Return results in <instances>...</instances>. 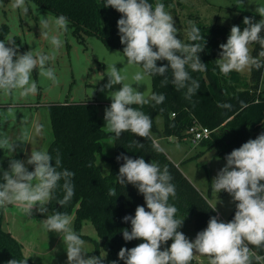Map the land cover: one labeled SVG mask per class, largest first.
Here are the masks:
<instances>
[{
  "label": "clouds",
  "instance_id": "clouds-1",
  "mask_svg": "<svg viewBox=\"0 0 264 264\" xmlns=\"http://www.w3.org/2000/svg\"><path fill=\"white\" fill-rule=\"evenodd\" d=\"M11 7L23 15L29 13L26 0H12ZM104 7L114 8L122 14L117 21L120 43L125 45L122 53L128 65L142 68V72L138 71L132 77L135 84L139 86L146 76H160L163 77L161 85L166 86L169 83L167 73L171 69V84L177 91L186 89L184 98L191 100L200 84L191 77L188 69L193 72L207 70L198 55L205 46L200 43L204 41L200 29L190 21L186 36L191 43L178 39L173 16L165 11V5L159 0L155 5L149 0H104ZM255 11L261 17L259 21L244 17L243 30L232 26L227 42L219 45L221 52L216 63L223 75L264 68V35H261L264 6H257ZM68 24L69 20L63 14L39 20L40 36L52 46L49 54L32 50L20 54L15 39L0 40V91L11 95L18 90L21 97L36 95L38 84L32 79L34 69L38 70L40 77L57 84L55 69L47 65L55 60L57 51L63 47L60 36L68 31ZM252 44L260 46L257 56L250 52ZM157 61H167V64L158 67ZM107 67L108 82L100 89L109 90L112 101L104 110L105 132L117 138L122 133L131 132L151 139V117L133 105L142 108L152 101L159 105L165 96L152 93L146 97L133 84L124 83L126 77L116 64ZM118 84L122 87L111 91ZM219 106L230 107L228 104ZM42 127L35 126L37 134ZM27 136L25 132L19 140L22 142ZM16 143L7 135L0 137V149L14 151ZM136 143L143 147L138 141ZM153 147L157 152L163 151L155 141ZM121 159L124 163L119 167L118 183L123 187L132 184L143 195L148 209L137 206L134 216L123 217L125 222H131V231L122 229L124 240L144 241L130 249H120L118 257L124 264H191L196 254L206 256L208 264H264V256L253 251V248L264 249V133L227 154L226 164L211 182L214 192L224 191L232 197L236 207L234 218L225 223L211 217L206 229L198 232L194 241L178 231L184 219H177L178 209L168 203L170 196L176 195L168 167L165 165L161 170L157 162H146L143 157L132 159L121 154L117 160ZM209 159H213L210 154ZM26 165L34 166V170L29 171ZM60 167L59 154L54 160L46 150H31L26 161L11 159L8 169L3 170V182H0V207L15 205L31 216L34 208L41 214L48 213L47 205L53 199L62 207L67 206L75 194L72 183L75 174L66 169L59 170ZM58 190L62 191V198L56 197ZM109 195L115 196V189H110ZM41 223L48 232H55L62 238L67 264H103L107 253L103 256L87 255L85 241L71 227L72 218L68 213L53 211ZM169 240L172 241L170 247L161 250ZM7 264H26V261L13 258Z\"/></svg>",
  "mask_w": 264,
  "mask_h": 264
},
{
  "label": "trees",
  "instance_id": "trees-1",
  "mask_svg": "<svg viewBox=\"0 0 264 264\" xmlns=\"http://www.w3.org/2000/svg\"><path fill=\"white\" fill-rule=\"evenodd\" d=\"M35 3L55 17L63 14L69 20L68 26L73 33L81 38L85 36L99 37L110 49H118L123 52L125 45L120 43L117 21L122 14L111 7H104V0H26ZM157 0H149L155 5ZM165 5V11L175 13L174 0H159ZM239 16L231 25L218 23L211 25H195L200 29L204 41L200 43L204 50L198 55L202 63L206 64L205 72H193L188 69L191 77L199 81L200 87L191 100L184 98L186 89L179 91L171 84L172 72L169 69L167 77L168 85L162 86L163 77L151 76L152 93L163 94L165 100L157 105L154 101L142 108L145 114L151 117L152 131L157 130L156 118L164 119V135L174 136L176 139L188 136V129L198 123L215 130L211 139L202 142L210 143V147L200 152L202 157L211 148L218 150L217 156L225 158L233 149L239 148L249 139H255L264 133V91L261 83L264 68L251 69L249 82L240 72L232 71L223 75L216 63L220 58L219 45L227 42L232 26H239L241 31L245 27L244 17L259 21L258 14L237 8ZM9 28L7 25L0 27V40L7 41ZM261 35H264L262 31ZM177 38L181 39L177 33ZM182 40V39H181ZM183 41V40H182ZM185 43H191L188 38ZM17 44V41H16ZM253 56L260 51L258 44H252ZM19 50V48H18ZM23 54V49L19 51ZM167 61H157V66L166 65ZM98 102L95 100L49 102L51 120L54 132V140L48 152L55 157L59 154L61 167L59 170H69L75 175L72 178L74 184V196L69 204L62 207L53 199L48 207L51 212L59 211L71 214L75 209V232L84 241L94 243V250L88 252V256L107 255L103 264H124L119 259L118 253L122 247L132 248L143 240L125 241L122 229L131 231V222H125L126 215L134 216L137 206L146 207L143 195L132 185L121 186L117 175L119 167L124 161L117 160L121 154L132 159L143 157L146 162H157L161 170L166 165L172 176V183L176 188V195L169 198L168 203L174 205L178 211L177 219L192 221L195 234L206 229L211 217L217 215L216 209L210 203L212 186H209L208 197L185 176L180 167L172 161L163 150L157 152L151 139L135 136L131 132L122 133L117 138L112 133L104 130V117H100L97 111ZM220 104H228L230 107H220ZM173 114H176L174 117ZM1 137V135H0ZM138 141L143 144L139 147ZM112 146V152L106 151L107 144ZM5 149H0V167L7 170L11 159L19 160L15 154L3 158ZM199 157V158H200ZM189 160H194L190 158ZM54 164V161H53ZM34 170L32 166L31 171ZM63 184V180L60 182ZM115 189L116 195H109V190ZM223 196L229 195L221 191ZM57 198H62V191L56 192ZM235 210L228 217V221L234 218ZM85 222H91L97 232L100 242L83 234L81 228ZM181 229V228H180ZM178 229V231L180 230ZM252 247V246H249ZM161 250H164L161 246ZM253 250L264 256V249ZM26 261L21 243L7 230L3 228L2 216H0V264H7L11 259ZM191 264H199L195 258Z\"/></svg>",
  "mask_w": 264,
  "mask_h": 264
},
{
  "label": "rangeland",
  "instance_id": "rangeland-1",
  "mask_svg": "<svg viewBox=\"0 0 264 264\" xmlns=\"http://www.w3.org/2000/svg\"><path fill=\"white\" fill-rule=\"evenodd\" d=\"M11 3L12 0H0V27L8 26L7 37L17 41L18 52L23 49L24 53L29 50L34 53L37 51L45 54L51 53V44L40 36L39 20L55 16L28 1H26V5L29 7V13L23 15L20 10L12 9ZM257 6H264V0H174L175 13L166 12L173 16L178 35L183 41H186V31L190 28V21L195 25L218 23L229 26L240 13L235 7L256 13ZM60 38L63 41V47L57 51L55 60L49 61L47 65L55 69L57 84H53L47 78L40 77L38 70L34 69L32 79L38 84L36 95L21 97L18 90L11 95L0 91V135L1 137L7 135L12 142H17L14 151L5 149L3 158L16 154L19 160L26 161L31 150L48 151L54 140L51 113L47 105L49 102L95 100L98 102L99 116L104 117L105 108L109 107L112 102L108 96L109 90H100L108 82L107 66L116 64L117 69H120L121 74L126 77L124 83L133 84L132 86L143 92L146 97L152 94L151 76H146L137 86L132 77L136 72H142V68L128 65L122 51L108 48L97 36L81 38L75 35L69 26L68 31L63 33ZM252 48L253 46L250 45V52H252ZM240 73L246 81H250V70ZM261 85L264 89V75ZM121 87V84L114 85L111 91H117ZM37 124L43 126L39 134L35 131ZM156 124L157 130H151L153 139L159 142L164 151L168 152L199 191L208 197L209 186L217 172L226 164L225 158L216 155L210 165L199 163L200 156L197 155L209 148L210 143L195 146L188 136L178 139L171 136L172 141L173 139L176 141L169 143L163 128L162 131H159L158 127L161 125L164 127V119L157 117ZM25 132L28 133L27 139L21 142L19 138ZM106 151L112 152L110 143L107 144ZM192 157L194 160H188ZM26 166L31 171L32 165ZM3 170L5 169L0 167V182H3ZM209 201L224 218H228V213L235 207L232 197L230 195L223 196L222 192L217 194L212 190ZM47 208L48 213L51 214L48 205ZM48 213L41 214L34 208L31 216H27L15 205L0 207L3 228L21 243L23 254L30 264H67V253L62 238L55 232H48L41 223L47 218ZM69 215L72 218L71 227L75 231V209ZM179 231L183 232L191 241L196 237L191 220L184 219ZM81 232L90 235L98 243L100 242L91 222H85ZM171 243L172 241L169 240L162 246L167 248ZM84 250L86 253L92 252L94 243L85 241ZM104 253L103 251L102 255ZM196 256L198 263L208 264L206 256L201 258L199 254H196L195 258Z\"/></svg>",
  "mask_w": 264,
  "mask_h": 264
},
{
  "label": "built area",
  "instance_id": "built-area-1",
  "mask_svg": "<svg viewBox=\"0 0 264 264\" xmlns=\"http://www.w3.org/2000/svg\"><path fill=\"white\" fill-rule=\"evenodd\" d=\"M173 116L175 117L176 114H173ZM214 131L215 130H212L209 127H206L198 123L197 121H195L194 124L188 129L187 134H188V137L191 138L193 144L197 146V145H200L202 142L211 139V136ZM154 141L159 145L158 141L156 140ZM216 217L218 218L219 221H222L225 223L229 222L228 219L224 218V216L219 212H217Z\"/></svg>",
  "mask_w": 264,
  "mask_h": 264
},
{
  "label": "water",
  "instance_id": "water-1",
  "mask_svg": "<svg viewBox=\"0 0 264 264\" xmlns=\"http://www.w3.org/2000/svg\"><path fill=\"white\" fill-rule=\"evenodd\" d=\"M209 154L211 157H214L218 154V150L216 148L211 149L207 153H205L202 157L198 158L199 163H207L208 165L211 164L212 159H209Z\"/></svg>",
  "mask_w": 264,
  "mask_h": 264
},
{
  "label": "crops",
  "instance_id": "crops-1",
  "mask_svg": "<svg viewBox=\"0 0 264 264\" xmlns=\"http://www.w3.org/2000/svg\"><path fill=\"white\" fill-rule=\"evenodd\" d=\"M250 72H251V70H250ZM249 75H250V73H249ZM263 81V80H262ZM262 84V83H261ZM260 90H263L264 91V89L262 88V85H261V89ZM159 127V131H162V128H163V126L161 125V126H158ZM168 139H166L169 143H173L174 141H176V139H173V141H172V138L171 137H167ZM170 140V141H169ZM160 146V145H159ZM161 147V146H160ZM162 148V147H161ZM163 149V148H162ZM164 150V149H163ZM166 152V151H165ZM167 153V155L169 156V158L171 159V160H173L172 158H171V156L168 154V152H166ZM189 160V159H188ZM174 161V160H173ZM183 161V160H182ZM178 165V164H177ZM234 208L235 207H233L231 210H230V212L228 213V217L230 216V214L232 213V211L234 210ZM217 212H219L218 210H217ZM220 213V212H219ZM228 219V218H227ZM95 232H96V230H95ZM96 234H97V232H96ZM90 236V235H89ZM194 240H195V238H194ZM194 240H192V241H194ZM198 255V254H197ZM201 258H204L205 256H200ZM194 258H195V256H194ZM195 260L196 261H198V259H197V256H196V258H195ZM205 262H207L206 260H204ZM199 262V261H198ZM199 264H201V262L199 263ZM205 264V263H204Z\"/></svg>",
  "mask_w": 264,
  "mask_h": 264
}]
</instances>
